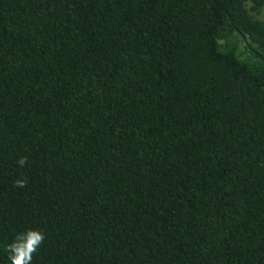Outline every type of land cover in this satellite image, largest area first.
Masks as SVG:
<instances>
[{"label": "trees", "instance_id": "obj_1", "mask_svg": "<svg viewBox=\"0 0 264 264\" xmlns=\"http://www.w3.org/2000/svg\"><path fill=\"white\" fill-rule=\"evenodd\" d=\"M29 230L31 264H264V0H0V264Z\"/></svg>", "mask_w": 264, "mask_h": 264}, {"label": "clouds", "instance_id": "obj_2", "mask_svg": "<svg viewBox=\"0 0 264 264\" xmlns=\"http://www.w3.org/2000/svg\"><path fill=\"white\" fill-rule=\"evenodd\" d=\"M25 163L26 159L19 161L20 165ZM19 186L23 187V183H19ZM44 240V234L39 231L29 230L21 234L8 246L11 264H31L33 254L38 251Z\"/></svg>", "mask_w": 264, "mask_h": 264}]
</instances>
